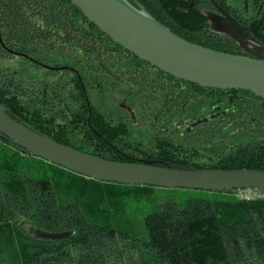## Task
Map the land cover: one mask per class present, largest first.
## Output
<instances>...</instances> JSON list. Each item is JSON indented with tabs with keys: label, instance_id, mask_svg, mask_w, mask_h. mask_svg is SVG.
Returning <instances> with one entry per match:
<instances>
[{
	"label": "trees",
	"instance_id": "obj_1",
	"mask_svg": "<svg viewBox=\"0 0 264 264\" xmlns=\"http://www.w3.org/2000/svg\"><path fill=\"white\" fill-rule=\"evenodd\" d=\"M127 1L186 40L252 56L214 29L213 0ZM214 1L264 47V0ZM0 104L104 159L264 171L262 97L162 71L71 0H0ZM155 189L89 178L0 133V264H264V198L225 191L160 202L141 218L140 237L131 208Z\"/></svg>",
	"mask_w": 264,
	"mask_h": 264
},
{
	"label": "water",
	"instance_id": "obj_2",
	"mask_svg": "<svg viewBox=\"0 0 264 264\" xmlns=\"http://www.w3.org/2000/svg\"><path fill=\"white\" fill-rule=\"evenodd\" d=\"M71 1L116 43L162 71L202 87L249 90L264 99V49L248 51L252 56H247L191 42L127 0ZM213 2L225 16L223 22H219L221 28L214 29L232 36L244 48L243 38L247 31L219 4ZM0 133L33 156L99 181L264 194V171L184 169L104 159L35 131L10 116L1 104ZM66 235L43 234L50 238Z\"/></svg>",
	"mask_w": 264,
	"mask_h": 264
},
{
	"label": "rangeland",
	"instance_id": "obj_3",
	"mask_svg": "<svg viewBox=\"0 0 264 264\" xmlns=\"http://www.w3.org/2000/svg\"><path fill=\"white\" fill-rule=\"evenodd\" d=\"M210 15L212 16L211 22L213 27L219 30L221 28L219 22H223V18H225V16L221 12H211ZM243 40L245 42L244 48L247 51L256 52L258 51V49H264L253 39V37L248 32H245V37L243 38ZM14 61L16 62V60ZM17 65L27 66V63L24 60H21L20 63L17 62ZM213 195H215V192L206 190L157 187V189H155V193L147 198L142 199L131 208L134 215L133 218L134 220H136L131 229L135 231L140 237L144 236L145 232L141 224V218L147 213L154 211L160 202L174 201L180 206H185L189 198L211 197ZM123 225L125 227H129V224L123 223ZM40 234L43 235V233Z\"/></svg>",
	"mask_w": 264,
	"mask_h": 264
},
{
	"label": "built area",
	"instance_id": "obj_4",
	"mask_svg": "<svg viewBox=\"0 0 264 264\" xmlns=\"http://www.w3.org/2000/svg\"><path fill=\"white\" fill-rule=\"evenodd\" d=\"M242 198H255V197H261L264 198V194H256V193H240L239 194Z\"/></svg>",
	"mask_w": 264,
	"mask_h": 264
},
{
	"label": "flooded vegetation",
	"instance_id": "obj_5",
	"mask_svg": "<svg viewBox=\"0 0 264 264\" xmlns=\"http://www.w3.org/2000/svg\"><path fill=\"white\" fill-rule=\"evenodd\" d=\"M215 12L217 13V12H219V10L217 9V11H215ZM72 70L76 73V71L74 69H72Z\"/></svg>",
	"mask_w": 264,
	"mask_h": 264
}]
</instances>
